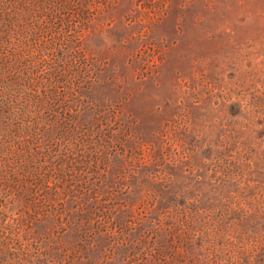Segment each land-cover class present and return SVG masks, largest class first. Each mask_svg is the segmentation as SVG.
Returning <instances> with one entry per match:
<instances>
[{"label": "rangeland", "instance_id": "374dc122", "mask_svg": "<svg viewBox=\"0 0 264 264\" xmlns=\"http://www.w3.org/2000/svg\"><path fill=\"white\" fill-rule=\"evenodd\" d=\"M0 264H264V0H0Z\"/></svg>", "mask_w": 264, "mask_h": 264}]
</instances>
